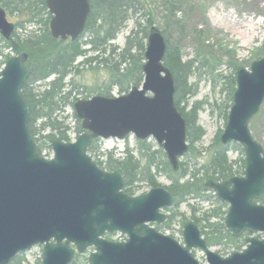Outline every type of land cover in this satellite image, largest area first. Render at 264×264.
Instances as JSON below:
<instances>
[{"label": "water", "instance_id": "95a60500", "mask_svg": "<svg viewBox=\"0 0 264 264\" xmlns=\"http://www.w3.org/2000/svg\"><path fill=\"white\" fill-rule=\"evenodd\" d=\"M54 38L78 39L84 32L90 0H47ZM15 24L0 5V34L11 38ZM167 42L150 28L143 65L144 81L117 97L94 95L74 103L85 130L73 142L55 140L51 159L37 151L30 129V109L23 94L28 54L11 57L0 76V264L19 253L44 245L42 264H71L76 245L88 248L89 264H264V147L254 139L250 121L264 104V57L236 71V89L221 142L241 144L246 152L243 176L223 182L209 180L219 200L229 204L225 224L233 236H250L242 251L222 256L208 245L193 221L184 225V244L151 224L163 223V210L173 205L164 187L130 196L120 171L107 172L87 150L97 138L154 137L174 169L189 150L187 122L175 102L174 75L164 64ZM107 232H120L126 241H110Z\"/></svg>", "mask_w": 264, "mask_h": 264}, {"label": "trees", "instance_id": "16d2710c", "mask_svg": "<svg viewBox=\"0 0 264 264\" xmlns=\"http://www.w3.org/2000/svg\"><path fill=\"white\" fill-rule=\"evenodd\" d=\"M47 0H0V4L11 12H18L22 21L17 26H24L25 23H45V30L40 35L31 33L26 37L13 35L9 40L0 35V57L5 63L12 55L5 54L4 49H10L17 54L26 52L29 55L27 62L29 76L26 86L23 88V94L28 101L30 109L29 129L31 135L37 143V151L44 155L46 149L51 150V144L54 140L70 141L68 131L70 126L61 119L60 114L66 106H73L80 98L75 95L76 86L73 79L66 82V79L73 73L76 67L75 62L81 56H86L82 63H89L100 60L104 67L110 73V84L117 85L120 91L124 92L133 86H139L144 79L143 65L145 62V51L148 42L149 24H152L148 12L141 14L136 8L133 0H90L91 12L84 30V35L77 40H63L54 38L49 29V22L52 17L47 7ZM184 0H166L165 12L167 17L175 19L181 10V4ZM133 10V11H132ZM139 10V11H138ZM23 14H27L23 16ZM140 14L146 24H143L137 17L136 29L127 37L124 48L113 47L109 51L110 42L117 38V35L127 25V22L135 15ZM182 14H184L182 9ZM148 15V17H147ZM179 19L175 24L179 25ZM198 28V26H197ZM166 28L163 31L167 41V51L164 58V64L169 67L175 78L176 94L175 102L182 111V115L187 122V137L189 141V151L187 154L195 160L192 165L189 162H182L180 170L175 172L169 161L166 159L161 148L151 150L146 142H141L139 157H135L133 150L127 148L125 157L122 159L114 158V153H103L101 157L104 160L98 162L101 168L107 171H120L124 177V192L133 196L141 183L149 184L151 187L161 186L155 179L154 171H163L170 176L172 182L166 188L174 196V205L178 207L182 202L190 198L205 196L209 189L206 187L208 179L214 181H225L231 177L244 173L236 167V163L229 160V146L221 142V136H217L215 143L210 147L207 158L201 163V159L195 151V144L200 142L205 135V130L198 124L199 112L203 108L201 102H195L189 105V98L197 94L194 84L190 78L194 75V61H184L181 49L170 43V34ZM88 34L87 40L83 43L81 40ZM194 35L200 37L202 31L194 30ZM15 36V37H14ZM88 45L89 50L84 49L83 45ZM202 66L208 69L212 79H222L229 89V105L233 103V93L236 89V72L229 75L217 74L220 60L210 52V46L206 47ZM96 52L97 54L87 57V52ZM103 51V55L100 53ZM100 58V59H99ZM81 63V64H82ZM232 66V65H229ZM238 69L236 66H232ZM198 68V67H196ZM44 91L37 89V84L50 79ZM72 85L70 88H68ZM105 94V92H101ZM106 95L111 96L106 92ZM91 96H86L89 98ZM182 104V107L180 106ZM226 112L225 118L228 119ZM75 114V113H74ZM76 117V115H75ZM77 126L75 132L77 135L84 130L81 121L76 117ZM40 122V123H39ZM227 122V121H226ZM39 123V124H38ZM95 142L88 148L90 154H97ZM242 151L244 149L240 147ZM201 163V164H200ZM246 165L243 159V167ZM207 198V197H206ZM264 204V195L259 199ZM219 203L218 209L210 212H204L197 217V209L192 206V217L202 230L205 240L209 246L224 244L235 251L242 250L246 246L248 234L235 237L225 225V216L228 209L226 203ZM173 210V209H171ZM173 217V215L171 216ZM170 217V218H171ZM216 219V221H214ZM11 264H25L20 255L16 256ZM30 264V263H29ZM34 264H42L38 260ZM75 264V262H74Z\"/></svg>", "mask_w": 264, "mask_h": 264}, {"label": "rangeland", "instance_id": "374dc122", "mask_svg": "<svg viewBox=\"0 0 264 264\" xmlns=\"http://www.w3.org/2000/svg\"><path fill=\"white\" fill-rule=\"evenodd\" d=\"M133 1H135L134 4L136 8L140 10L141 14H145V12L149 13L152 20V24H149L150 27L156 25L162 32L166 28L169 30L170 43L181 49L184 61H194L195 73L190 78V82L194 84V89L197 91V94L189 98V105L191 106L197 101L203 104V108L199 112L198 124L204 128L205 135L200 142L195 144L194 151L198 159H201L200 161L202 163V161L207 158L209 149L215 143L217 136H221L224 132L227 123L225 115L226 112L230 110L228 109L230 103L229 89L226 87L224 80L219 78L213 80L208 69L202 66L205 56L204 52L207 51L206 47L210 46V52L220 60L217 74L220 73L222 75H229L236 72L237 69L232 66H236L237 68H249L253 61L264 57V0H184L183 4H181V10L175 19L167 17L165 12L166 0ZM182 9L184 14H182ZM26 15L27 14H23V16ZM7 16L10 21L16 24L14 32L16 36L26 37L31 33L40 35L45 30V23H43V21L36 24L25 23L24 26H17V23L21 22L22 19L21 16L19 18L18 12L16 11L14 13L7 10ZM137 17L140 18L143 24H146L140 14L132 17L127 22V25L119 32L117 38L110 42L112 46L107 48L108 52H105L107 56L114 46L119 48L118 50L125 47L127 37L136 29ZM176 19L180 20L179 25L175 24ZM195 29L202 31L200 37L194 35ZM83 35L84 33L82 36ZM87 37L88 34H86L81 41L84 43ZM1 45H3V42H0V46ZM83 47L87 50L90 48L85 44ZM4 53H9L12 56L17 54L10 49H4ZM95 54L97 53L93 51L87 52V57H91ZM103 54V51L99 54L100 58ZM85 58L86 56H81L77 59L75 65L76 67L79 66V68H75L73 73L66 79V82L73 79L75 83L77 90L74 92V96L77 95L80 99H84L86 96L101 94V92H105L104 95H106L107 92L112 96H119L127 93L131 89L124 92L120 91L117 85L110 84V73L102 63H98L100 60L92 62L91 65L89 63L86 65L82 63ZM3 61L4 59L0 57V70ZM53 77L54 76L44 82L38 83L36 86L37 89L41 92L44 91L47 83H49ZM71 86L72 85L68 88ZM180 106L182 107V104ZM74 113L73 106H66L64 111L60 114L61 119L64 118L63 120L70 126L68 135L71 140L77 136L75 132L77 120ZM249 129L254 139L264 147V104L259 114L250 121ZM141 142H146L148 146L151 147V150H156L159 147L153 137L140 140L137 139L135 135L131 134L125 139H98L95 142L98 153L90 155L97 160H104L105 156L101 157L103 153L112 151L114 153V158L123 159L125 157L124 151L130 148L133 150L135 157H139V149L142 146ZM228 146L229 160L235 162L236 167L240 170H245V166L243 167V159L246 158V152L243 146L239 143H231ZM240 147H242L244 151H242ZM44 154L49 156V158L53 155L52 151L48 149L44 151ZM186 161L191 165L195 163L192 155L190 156L189 154L181 158V162ZM154 173H156L155 179L161 184V187L170 185L171 181L166 173L163 171H154ZM243 174L241 173L240 176ZM152 188L153 187L149 184L141 183L135 195L145 194ZM217 201L220 200L217 198L215 191L209 190L205 193V196L190 198L188 201L182 202L178 207L173 206L170 209H165L164 212L166 215L170 217L173 215V217L156 228L183 244L184 225L189 221L195 222L192 217V206L197 209L198 217L204 212L218 209L219 203H217ZM228 207L227 205L222 211H225ZM214 221H216V219ZM253 236L259 238L262 234H254ZM106 238L114 241H121L125 240L126 236L121 233H115L110 234ZM211 248L222 256H228L235 252V249L225 246L224 244L213 245ZM92 251L93 248H90L83 254H76L72 264H74V262L75 264H89L88 258ZM193 253L202 264H206L205 254L201 249L193 250ZM20 256L24 259L25 264H34L38 260H42L43 246H35L31 250L22 253Z\"/></svg>", "mask_w": 264, "mask_h": 264}, {"label": "flooded vegetation", "instance_id": "af4514ba", "mask_svg": "<svg viewBox=\"0 0 264 264\" xmlns=\"http://www.w3.org/2000/svg\"><path fill=\"white\" fill-rule=\"evenodd\" d=\"M178 110L181 112V110L178 108ZM182 113V112H181ZM154 138V137H153ZM155 139V138H154ZM159 148H161L162 150H163V153H164V155H165V157H166V159L169 161V158H168V155H167V153H166V151L164 150V148L162 147V146H160L159 145V147H158V149ZM182 158V157H181ZM181 158L179 159V168L176 170V169H174L173 167H172V169L175 171V172H177V171H179L180 170V164L182 163L181 162ZM93 159H94V162H96L97 163V165L100 167V165L98 164V162L100 161L99 159L97 160L95 157H93ZM167 175V174H166ZM168 176V178L170 179V181L172 182V180H171V178H170V176L169 175H167ZM166 188V187H165ZM166 190H168V189H166ZM169 191V190H168ZM170 192V191H169ZM171 193V192H170ZM172 194V193H171ZM165 209H170V207H167V208H165ZM167 217V219H166V221H168L169 219H170V216H166ZM165 221V222H166ZM164 223V222H163ZM163 223H156V224H153L155 227H157V226H160L161 224H163ZM107 235H110V234H107Z\"/></svg>", "mask_w": 264, "mask_h": 264}, {"label": "bare ground", "instance_id": "6f19581e", "mask_svg": "<svg viewBox=\"0 0 264 264\" xmlns=\"http://www.w3.org/2000/svg\"><path fill=\"white\" fill-rule=\"evenodd\" d=\"M48 7V6H47ZM49 10V9H48ZM98 139H102V138H97V139H95L96 141L98 140Z\"/></svg>", "mask_w": 264, "mask_h": 264}]
</instances>
